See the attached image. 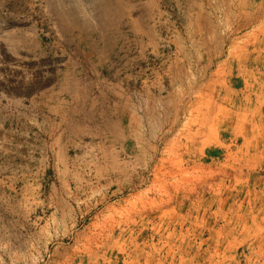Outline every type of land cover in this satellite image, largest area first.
Returning a JSON list of instances; mask_svg holds the SVG:
<instances>
[{
	"label": "rangeland",
	"instance_id": "obj_1",
	"mask_svg": "<svg viewBox=\"0 0 264 264\" xmlns=\"http://www.w3.org/2000/svg\"><path fill=\"white\" fill-rule=\"evenodd\" d=\"M0 264H264V0H0Z\"/></svg>",
	"mask_w": 264,
	"mask_h": 264
},
{
	"label": "bare ground",
	"instance_id": "obj_2",
	"mask_svg": "<svg viewBox=\"0 0 264 264\" xmlns=\"http://www.w3.org/2000/svg\"><path fill=\"white\" fill-rule=\"evenodd\" d=\"M161 170V169H160Z\"/></svg>",
	"mask_w": 264,
	"mask_h": 264
}]
</instances>
